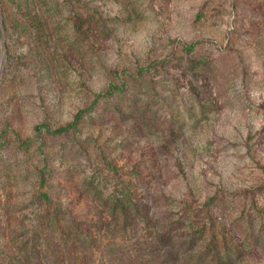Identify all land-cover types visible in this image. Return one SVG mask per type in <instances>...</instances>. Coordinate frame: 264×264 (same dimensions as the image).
I'll list each match as a JSON object with an SVG mask.
<instances>
[{
    "label": "rangeland",
    "instance_id": "1",
    "mask_svg": "<svg viewBox=\"0 0 264 264\" xmlns=\"http://www.w3.org/2000/svg\"><path fill=\"white\" fill-rule=\"evenodd\" d=\"M177 223L174 264H264V0H0V264Z\"/></svg>",
    "mask_w": 264,
    "mask_h": 264
},
{
    "label": "trees",
    "instance_id": "2",
    "mask_svg": "<svg viewBox=\"0 0 264 264\" xmlns=\"http://www.w3.org/2000/svg\"><path fill=\"white\" fill-rule=\"evenodd\" d=\"M187 50L191 51L192 46L188 47ZM118 89L119 88H117V86L112 87L113 92ZM110 94H112V91H107L106 94L99 93L96 96L95 101H97L98 99L109 97ZM79 115L77 116V119ZM70 127L71 126L59 128L53 131V134L66 133ZM125 206L121 207L122 211H128V209H130V206L127 203L125 204ZM145 222L148 223V221ZM157 227L158 226H152V232L150 233L149 231V240L146 238L144 241L139 242V246L141 247L136 254L135 260L127 255L128 252L125 249H121L117 251L116 254L109 256L107 260L108 263H103L100 260V264H174L176 260L180 262L181 257L184 255V252L181 251L182 244L178 243L177 240L179 237L183 236L181 228L182 224L177 223L174 226L172 225L164 232ZM104 259H106V256Z\"/></svg>",
    "mask_w": 264,
    "mask_h": 264
}]
</instances>
